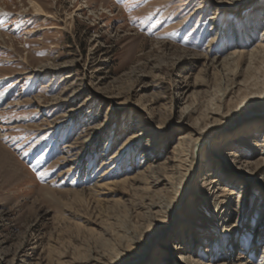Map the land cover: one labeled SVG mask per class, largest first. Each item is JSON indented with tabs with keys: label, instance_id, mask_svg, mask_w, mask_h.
<instances>
[{
	"label": "rangeland",
	"instance_id": "1",
	"mask_svg": "<svg viewBox=\"0 0 264 264\" xmlns=\"http://www.w3.org/2000/svg\"><path fill=\"white\" fill-rule=\"evenodd\" d=\"M262 39L264 0H0V264H264V170L226 155L259 159Z\"/></svg>",
	"mask_w": 264,
	"mask_h": 264
},
{
	"label": "bare ground",
	"instance_id": "2",
	"mask_svg": "<svg viewBox=\"0 0 264 264\" xmlns=\"http://www.w3.org/2000/svg\"><path fill=\"white\" fill-rule=\"evenodd\" d=\"M29 5H30L29 7L33 10L34 16H36L38 18H44L45 21L55 20L56 17L48 14L46 12V10L43 8L44 6H41L39 3L35 2V1H29ZM222 5H224V3H221L220 6H222ZM56 28H58V27H56ZM262 40L263 41L260 43L259 48H260V50L264 51V39H262ZM212 41H211V43H212ZM232 56H234V57L236 56L237 58H241L242 57V55H240V52H237V50H235L233 52ZM263 101H264V96H262V97H260V96L259 97L258 96H250V97H247V98H245V99L242 100V103L238 106L237 110L234 112V115L239 114L241 111H247V110H250V109L259 108L258 105L260 104V102H263ZM102 102H105V101L103 100ZM70 112L73 113L74 110H70ZM254 112H255V110H253V112H251L250 115H247L244 118L245 120H244V122H242L243 125H246L247 123H250V122L254 121L255 119H258L259 120L260 117L256 118L257 117L256 116V112L255 113ZM185 113H186V111H185ZM189 113L190 112H188V114ZM209 114L212 115V117H209V116H207V117H209V119L211 121L208 122L207 125H205L206 127L204 129H206L207 127L209 128L210 125L215 126V124L219 122V119L218 118H223L224 117V113L222 112V106H220L218 110L212 109V111H210ZM107 116H110V112H108ZM214 116H216L215 119H213ZM193 132H195L197 136H200L202 134V132L196 131V130L193 131ZM149 133H153V132L149 130ZM145 135L148 136V132ZM208 136L209 135L202 137L201 140L204 139L203 141H201L200 138L194 140V136H189L190 138L188 136L187 137H183L181 139V141L184 140V139H189L188 141L197 142L198 143V146H200L204 141H206L208 138H210V136L209 137ZM131 139H132L131 142L134 143L135 139H138V136H134ZM250 139H251V137L248 134L247 135H244V136L242 135V138H241V140H243L245 142L248 141V140H250ZM234 141H235L234 139H230L229 140L230 143H235ZM84 143H82V144H84ZM226 145H229V143L226 144ZM179 146H180V144H177L174 147H179ZM254 146H255V149H257V151L259 152L258 153V155H259V159L258 160H253V161L252 160L251 161H248L247 160L246 162H244V161H242V162L240 161L239 162V160L241 159L240 158L241 157L240 154L237 153V152L230 151V152H228L226 154L227 156H229L231 158V159H228V161H230L231 163L235 164V166H237V168L239 170L241 169L242 170V173H245L244 169L245 170L248 169V168L250 169L252 166H257V170L255 172H259V170L260 171H263L264 170V139L261 140V141H259V142H257ZM68 147L74 148L72 145H70ZM150 147L151 146H149L148 148H150ZM152 147H154V145ZM216 152H217V154H216L217 157H219V159H220V156H223V154H222L223 152L221 150H217ZM119 153L120 152L115 153L112 156L113 161L115 159H118L119 157H121L123 155V154L120 155ZM223 158H224V156H223ZM107 166H109V162L102 161L101 167L102 168H105ZM154 168H155V166H154ZM154 168L153 167L152 168L150 167L148 170H146V173L147 172H149V174L152 173V171L154 170ZM209 172L213 173V169H211V171H209ZM108 173H109V170H107L102 175V177H105L106 175H108ZM259 174H261V172ZM191 175H192V169L190 171H188V174L186 175V178H184L181 181L182 184H183L182 193H183L184 196H185V194H187V195L189 194L190 195V192H192V190L189 187L190 184L192 183ZM207 181L211 185V184L219 183L220 182V179L219 180H215L213 178H209ZM218 191L221 193L220 197H226L227 194H229L228 192L230 190L226 186H220V187L218 186ZM198 242H199V239L197 238V239H193V242L192 243H198ZM171 250L178 251L179 252L178 257H177V261L178 262H181V263L182 262H185L186 264H206L201 259H199L198 256H196L194 254L191 255V254H189L187 252H184L186 250L185 247H184V245H176V244L175 245H171ZM183 260H185V261H183ZM223 264H225V263H223Z\"/></svg>",
	"mask_w": 264,
	"mask_h": 264
}]
</instances>
